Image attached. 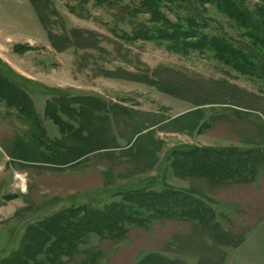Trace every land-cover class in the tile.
<instances>
[{"label": "trees", "instance_id": "16d2710c", "mask_svg": "<svg viewBox=\"0 0 264 264\" xmlns=\"http://www.w3.org/2000/svg\"><path fill=\"white\" fill-rule=\"evenodd\" d=\"M44 1L50 3L49 0H29L43 27L47 30L51 46L58 51L66 49L70 45L74 47V38L71 42L64 33L54 34L47 27L45 14L43 15L39 5L45 3ZM103 1L107 8L113 12L112 15L118 24L128 22L131 33L124 37L128 42H154L159 46L163 45L172 53L182 55H189V52L194 51H198L200 54L210 53L216 60L237 73L246 75L253 81H264V0H257L262 3L261 6L259 4L246 6L245 0H143L135 7L123 4L122 0ZM49 5L51 6V3ZM206 6L215 7L226 18L233 21L236 25V28L233 29L237 32L238 37H231L212 26L211 22L216 23V20L206 17L209 15L205 9ZM173 7L178 10H185L187 7L200 11H193L194 13L191 12L187 16L174 14L176 22H173L165 12H174ZM69 9L72 13L75 12V9ZM55 13L54 10L52 14L56 16ZM141 16L149 17L145 21L138 22V18ZM71 33L74 34V32ZM0 67L5 68V65L0 62ZM176 75L178 74L176 73ZM159 90L185 99L182 98L183 96H178L179 94L163 90V88ZM50 99L51 101L47 102L45 115L61 128L63 133L61 140H51L46 137L42 124L32 109L33 104L29 96L23 88L11 82L8 75L0 72V104L5 103L8 109H16L20 118L25 115L27 119L33 120L32 127L36 128L38 132L37 135L35 133L33 135L34 129L30 130L32 137L29 144L16 143L17 149L21 151L18 156L35 158L34 160L37 161L40 159L39 162L44 166L39 171L47 172L51 168L54 169L51 170L52 173L50 172L53 177L52 184L58 180L61 184L62 182L66 184L69 182L67 179L72 178L74 181L75 177V183H78L80 179L84 181V177L80 178L78 173L73 174L72 171H81L82 175L85 173L88 182H94L95 179V183H100L112 180L113 172L120 174L123 171V166L126 167V171L139 168L146 170L153 167L157 158L156 154L163 149L164 144L153 138L156 135L155 130L144 133L150 127L158 126L161 123V121H157L156 117H145L144 114L128 110L122 105H114L112 110L107 109L103 107L104 104L88 97L73 98L58 95ZM188 100L193 102L191 98ZM74 104L78 106L77 109L72 107ZM97 112L98 115H96ZM121 112L125 113V119L118 118L119 115H122ZM8 114L10 113L8 112ZM141 114L144 115L143 118L148 119L147 122L141 121ZM64 115L70 121L78 123L77 130L64 122L62 118ZM111 115L115 122H123V127H127L126 136L119 131L121 137L127 142H130L133 134L139 135L129 151H120L121 154H127V158L131 161L124 165L114 157L111 151L105 155L99 152L102 149H119L117 145L112 147L110 141L102 148L101 144L104 143H98L95 150L86 152V154L80 155L75 149L81 143H91L93 139L89 128H87L88 137L86 139L79 135L83 132L80 120L84 122V125L92 120L105 122L107 129L110 130ZM246 116L253 117L251 114ZM202 118L200 112L191 113L169 122L164 129L190 132L196 129ZM229 120L230 125L222 127V130L243 132L242 129L235 128V125H238L235 117L232 116ZM251 125L253 124L251 123ZM247 132H250L249 129ZM254 132L259 134L258 129H255ZM245 134L250 137L249 133ZM2 147L9 157L16 158L17 155L13 152L11 142L8 146L3 145ZM141 151L145 152L142 154ZM71 152L73 153L70 154ZM84 155H86L85 159ZM80 157H82V161L76 163ZM168 159H173L170 163L172 175L189 181L191 188L177 190L161 184L156 187V179H147L144 187L138 185V188L134 190L126 191L123 194L118 193L124 195L123 198L126 201L110 202L100 208L87 204L81 207L62 209L34 225H28L19 248L7 256H1L0 253V264H61L62 258L67 259L63 264H102L113 250V254L108 258L106 264H112L120 254L128 255L123 258L122 264H132L135 261V255L139 251L145 250L141 246L136 248L139 240L142 239L144 243L152 242V238L145 236L148 231L153 236H157L158 232L156 231H162L172 226L178 234L184 236L185 231L181 227L186 224L194 230L202 231L201 234L191 235L190 244L197 247L201 244L207 252L217 253L218 255L212 260L213 264H223L226 255L223 248L241 245L246 232L264 217V208H250L245 211L243 203L240 200L231 199L229 192L222 188L231 189L239 188L241 185H251L254 192L262 193L264 150L236 148L214 150L182 146L180 149L170 150ZM84 163L88 165L86 168L83 166ZM66 165L69 167L67 169L71 171L70 175L58 174L65 172L63 168ZM97 165L104 166L107 171L99 172L96 168ZM41 175L42 173H40V177H42ZM45 179V176L39 179L33 188V193L38 187H41V183ZM48 187L51 188V186ZM33 193H30L33 199L30 207L17 213L16 217L20 222L27 223L31 218V213L32 216L41 214L46 211L45 207L49 205L37 203L36 200L39 198L32 197ZM219 202L235 203L238 206L232 217L221 216V221L217 219L214 205ZM144 211L147 212L146 215L143 214ZM246 212L252 213V216L243 217L242 215ZM234 230H240L241 234L233 240L231 237ZM91 234L101 237L99 246L80 252L78 246L84 243ZM207 242L211 245L209 246ZM124 243H128V245L121 246ZM155 250L157 252L144 257L140 264H185L180 260L168 259L160 253L161 250ZM41 255L44 257L38 259ZM202 263L200 259L197 264Z\"/></svg>", "mask_w": 264, "mask_h": 264}, {"label": "rangeland", "instance_id": "374dc122", "mask_svg": "<svg viewBox=\"0 0 264 264\" xmlns=\"http://www.w3.org/2000/svg\"><path fill=\"white\" fill-rule=\"evenodd\" d=\"M141 1L143 0H122L123 4L132 7L139 5ZM49 2L51 6L48 2L47 4H39L43 15L45 14L47 27L54 34L64 33L71 42L74 38V47L70 45L66 49L58 51L51 46L47 30L43 27L29 0H0V62L5 65V68L0 67V72L8 75L10 81L17 86L33 93L34 98L40 99L38 101L41 105L46 98L51 96L88 97L104 104L103 107L107 109L112 110L114 105H123L131 111L141 112L143 110L171 118L193 109L195 105L185 101V99L191 98L192 103H201L197 105L204 107L206 118L212 114L224 113V111L230 114V108L234 110L246 109L248 112H264V81H253L250 77L237 73L216 60L212 54H200L198 51H194L189 52V55H182L172 53L163 45L159 46L154 42H128L124 37L129 36L131 27L127 21L118 24L112 15L113 12L107 8L103 0H49ZM245 4L246 6H253L254 4L261 6L262 3L257 0H245ZM69 8L75 9V12L72 13ZM205 9L209 14L206 17L216 20V23L211 22L212 26L231 37H238L237 32L233 29L236 28L233 21L226 18L215 7L206 6ZM54 10L56 16L52 14ZM173 10L172 13L165 11L173 22H176L173 17L174 14L187 16L193 11H200L187 7L185 10H178L173 7ZM148 17L141 16L138 18V22L145 21ZM27 41L30 43H26ZM21 69L29 70L34 74L33 79L38 81L17 75L16 71L20 72ZM40 80L44 81L45 84ZM49 83L51 85L53 83L63 85L68 83L71 86L64 85L65 87L58 89L48 85ZM161 88L179 94L178 96L181 95L185 99L178 100L164 95L163 91L159 90ZM39 110H43V106L39 107ZM235 111L231 112L234 113ZM236 112L243 115L247 114L240 111ZM16 114L14 108L8 109L5 103L0 104V128L3 123L7 125L11 123L12 128H17L19 122L16 120ZM124 114L122 113L118 118L125 119ZM245 117L243 119L236 118L238 125H235V128H240L244 134L249 133L251 137H256L257 133L254 131L260 129L257 119ZM147 120V118L141 119L144 123ZM130 121L132 120L130 119ZM223 125L229 126L230 122ZM86 127L90 129L93 139L91 143H81L75 147L80 155L95 150L98 143H104L101 144L103 147L109 143L105 122L92 120L86 124ZM253 127L255 128L253 129ZM116 128L121 131L122 135H127V127H123V122H116ZM248 129L250 132H247ZM243 132L231 131L228 135H237L238 139H242L244 138ZM8 138L9 142L12 143L14 154L17 156L21 154V151L16 147L14 138ZM153 138L155 141L162 142L165 148L160 158L153 165L154 171L141 170L140 168L123 170L120 174L114 171L110 181L105 180L100 183H95V179L94 182L89 181L87 183L88 197L94 196L93 201H95L91 206L100 208L110 202L126 201L123 198L124 195L120 194L125 193L126 190L134 189V187L138 188V185L144 187L146 185L145 178L152 174L156 179V187L161 184L180 190L185 187L191 188L189 181L172 175L170 163L173 159H168V152L173 148L180 149L185 144H188L187 146L192 144V147L196 148L207 146L210 144V140L198 134L190 137L158 134V132ZM216 141L221 146L225 142L218 139ZM126 143V141L121 140L119 144L124 147ZM157 163L159 164L158 167H156ZM40 173H42V177H40ZM19 174L23 175V182L15 181ZM48 174H50L48 171L42 172L34 169L27 172L18 170L13 165L5 168V161L0 152V190L2 189V192L7 190L8 193L19 198L18 205L27 204V198L30 201L33 200L30 193L33 192L34 186L43 176L46 179L41 183L39 191L36 189L32 195L35 199L39 198L36 200L37 203L45 205H51L53 202L77 203L80 196H82L81 202H83V193L79 195L63 192V188H61L65 185L78 187L80 180L75 183L76 177L74 181L69 178L67 179L69 182L66 184L56 181L54 183L60 184L61 187H53V177H48ZM82 183L83 179H81V185ZM21 184L24 185L25 189L23 193L18 189ZM222 190H227L231 199L240 200L245 211L250 208H264V185L262 193L259 194L253 191L251 185H241L239 188L231 189L223 187ZM17 203H11L6 210L0 206V218L5 217L7 210H13ZM0 205H2V200H0ZM214 208L217 219L221 221V216L232 217L237 206L236 204L219 202L214 205ZM143 214L146 215L147 212L144 211ZM242 216L248 218L252 216V213L246 212ZM9 221L7 222L9 223ZM10 225L7 223L0 224V231H8L9 239L18 230L14 229L15 226ZM256 225L247 231L248 234L244 236L245 241L240 246L236 248L226 247L227 257L224 264H264V220ZM181 229L185 231L184 236L169 226L162 231H156L158 232V234L156 233L157 236L164 237L163 240L152 239V242L144 243L140 239L136 248L141 246L145 250H142L138 260L141 261L147 255L157 252L155 249H158L168 259L180 260L185 264H197L200 259L202 264H213L212 260L218 255L217 253L207 252L201 244L198 247L190 244L191 235L201 234L202 231L194 230L187 224ZM240 234V230H234L231 238L234 240ZM212 235L214 234L212 233ZM4 237H7L6 234ZM92 238L94 239H90L86 246L82 245V249L97 243V237L92 236ZM173 238L175 239L173 240ZM207 244L211 245L209 242ZM3 245V241L0 240V248ZM127 245L128 243H124L121 246ZM226 248L223 250L225 251ZM146 251L150 252L145 253ZM126 256L128 255L120 254L112 264H122V260ZM106 259L103 260V264L107 263Z\"/></svg>", "mask_w": 264, "mask_h": 264}, {"label": "crops", "instance_id": "0c3cea01", "mask_svg": "<svg viewBox=\"0 0 264 264\" xmlns=\"http://www.w3.org/2000/svg\"><path fill=\"white\" fill-rule=\"evenodd\" d=\"M39 18V17H38ZM26 43H30V42H26ZM35 47V46H34ZM47 48H49V46H47ZM20 69V68H19ZM16 74L17 75H20L22 77H28V79L30 78L32 81H38L37 79H33L34 78V74L29 72V70H25V69H21L20 72L16 71ZM69 80H72L71 78H69ZM42 83H44V81L40 80ZM53 81H55L53 79ZM45 84V83H44ZM48 85H50L51 87L55 88L57 87L58 89H61L65 86H71V84H60V83H53L52 85L49 83ZM25 91V90H24ZM25 93L29 96V98L31 99L32 101V109L35 111L37 117H38V121L41 122L42 124V127L46 133V137H48L49 139L51 140H61L63 139V133L61 131V128L50 118V117H47L45 115V109H46V106H47V102L51 101V97H56V96H51L50 98H46L44 100L43 105L40 104V99L38 98H34V94L31 93L30 91H25ZM164 95H167V96H171V97H174L178 100H182L181 98L179 97H176L175 95H171V94H168V93H164ZM39 100V101H38ZM187 103H191L193 105H195V107L191 110H188V111H185L184 113L182 114H179L177 116H174V117H171V118H168L167 116H164V115H161V114H152L151 112H147V111H143L141 110L138 111L139 113H142L145 115V117L147 116L148 118L149 117H156L157 118V121H161V123L158 125V126H155V127H150L147 131H145L144 133L148 132V131H151V130H155L156 131V134L158 132V134H170V135H180V136H193V135H202L206 138H208L210 140V144L207 145V146H202V147H199V148H207V149H214V150H223V149H231V148H236V149H240V150H251V149H261V150H264V112L263 113H259V112H248V110L246 109H235L236 111H240V112H244V113H249L251 115H253V117H255L258 121V124H259V135H256V137H248L247 135L244 134V138L242 139H238L237 138V135H228V133L231 131L225 129V130H222V127H224L223 124H227L228 122H230L229 118H231L232 116L235 117V118H241L243 119V117H245L246 115H243V114H240L239 112H236L233 108H230L231 111H235L234 113L230 111V114L229 112H225L224 113H220V114H212L210 117L206 118L205 116V111L203 110L204 107H201L202 105H197V104H194L188 100H185ZM43 106V110H39V107H42ZM123 106V105H122ZM7 107V106H6ZM72 107H74L75 109L78 108L77 105H72ZM125 107V106H124ZM222 108H226V107H222ZM16 110V109H15ZM227 111V110H226ZM18 111L16 110V113ZM41 112V113H40ZM137 112V111H136ZM197 112H200L201 115L203 116V118L201 119V121H199V124L198 126L196 127L195 130L193 131H190V132H178V131H169V129L165 130L164 127L166 128L167 127V124L171 121H174V120H177L183 116H186L188 114H191V113H197ZM99 113L97 112L96 115H98ZM142 114L140 115V119H142L144 117V115L142 116ZM200 115V114H199ZM256 115V116H254ZM16 120L19 122L20 124V127H19V124L17 126V128H12V124L10 123V121H7L8 123H10L9 125H7L6 123H3L2 127L0 128V152L2 153L3 155V160L5 161V168L6 167H9L11 165H13L16 169L18 170H23V171H29V170H39L40 168H42L43 163L39 162V160H34L32 159L31 157H24V156H16L15 159L9 157L6 153V151L3 149V145H7L10 143L9 142V138L8 137H12L14 138L15 142L18 143V142H22V143H25V144H29V140L31 139L32 137V134L34 135H37L38 132H37V129L33 128L32 125H33V120H29L24 116H22L21 118L18 117V113L16 114ZM63 120L65 123H67L68 125H71L73 127L74 130H77L78 129V123L76 121H70L66 115L62 116ZM115 119L113 118V116L111 115L110 116V124H111V129L108 130L107 129V132H108V140L110 141V144L112 145V147L114 146H119V149L118 148H114V149H110V150H106V149H102L101 153H103L104 155L107 153V152H112L114 154V157L122 163V165L126 164V163H129L131 161H129L130 159H128L127 157V154H121L120 151L124 150V151H129V149L134 145V143L136 142L137 138L139 137V135H132L133 137H131V140L130 142H127L125 139H123V137H121V133H119V129L116 128V122L114 121ZM96 121V120H95ZM98 121V120H97ZM99 122V121H98ZM80 123L82 124V127H83V132L81 134H79L82 138L86 139L88 137V131H87V127L86 125H84V122H82V120H80ZM227 127V126H225ZM31 129H34L35 132H33L31 134ZM116 129V130H115ZM222 132V133H221ZM125 136V135H124ZM216 139L218 140H222V141H225L223 142L224 144L221 146L220 143H217ZM123 140V141H126V146L124 147H121L120 146V141ZM188 144H185L183 146H187ZM190 146V145H189ZM191 146H193L191 144ZM103 146L101 145V148ZM164 145H163V149L162 151L164 150ZM161 152L157 153L156 156L157 158L155 160H158L161 156ZM86 154V153H85ZM86 158V155H84V159ZM82 161V157L79 158V161L76 162V163H80ZM75 163V164H76ZM85 166L84 168H86L88 165L87 163H84ZM159 164L157 163V166L158 167ZM55 168H59L57 166H54ZM65 168L64 169V173H58L60 175H68L69 173H71L70 169H67L69 167L64 166ZM97 170L99 172H105L107 171V169L104 167V166H100V165H97L96 166ZM126 167H122V170H125ZM153 167L149 168V171L151 170V172H153L154 170L152 169ZM104 169V170H103ZM114 170V168H112ZM51 170H54V169H50L48 170V172L52 173ZM59 170V169H58ZM81 170V169H80ZM153 170V171H152ZM85 171V170H84ZM110 171V170H109ZM73 174L75 173H78V176L81 178V177H84V181L81 185V179H80V184L78 187H69L68 185H65L63 186V192H72V193H75V194H79L81 195L82 193L84 194L83 195V202H81V197L80 196L79 198V201H77V203L73 202V203H54L53 204L51 203V205H47L45 208H46V211H44L43 213H39V214H34V216H32L33 214L31 213L30 215V219L27 223H23V222H20V221H17V213L19 211H21L22 209H26V208H29L30 205H31V201L27 198L26 199V202L27 204H25L24 206L22 205H18L17 201H20L19 198L15 197L14 194H10L8 193L7 190H5V192H2V189L0 190V200H2V205L1 208L6 210L8 207H10V204L11 203H17L16 204V207H13V210H7V213L5 214V217L3 218H0V224H11L13 226H15L14 229H18L15 234L13 235V237H11L9 239V233L8 231H0V240L3 241L4 245L0 248V253H1V256H7L9 254H11L12 252L16 251L18 248H19V244H20V241L21 239L23 238L24 236V233H25V229L28 227V225H34L40 221H42L43 219H45L46 217H49L50 215H53L54 213H57L59 212L60 210L62 209H68V208H71V207H81V206H84V205H87V204H93L95 201H93V197H88V193L89 191L87 190V183L88 181L86 180V174L83 173L82 175V172L81 171H72ZM48 174L47 176L48 177H51L52 174ZM122 173V172H121ZM57 174V172H56ZM70 175V174H69ZM58 178V177H57ZM147 179H155V176L154 174H152L151 176L145 178V180ZM144 180V182H145ZM59 181V180H58ZM56 184V183H55ZM54 187H59L60 185H54ZM82 187H84L82 189ZM135 189V187H134ZM134 189H131V190H134ZM174 189H177V190H180L178 188H174ZM189 188L188 187H185V188H182L181 190H188ZM99 190V189H98ZM36 191V190H35ZM34 191V192H35ZM38 191H39V187H38ZM126 191H129V190H126ZM3 193V194H2ZM33 193V192H32ZM111 193V192H110ZM75 198V197H73ZM89 199V200H88ZM85 201V202H84ZM229 204H235V203H229ZM237 206V205H236ZM238 207V206H237ZM12 208V207H11ZM9 211V212H8ZM16 218V219H15ZM10 220V221H9ZM13 220L17 221V222H13ZM264 220V217L257 223H261L262 221ZM9 221V223L7 222ZM10 225V226H11ZM257 226V225H255ZM6 234V238L4 237ZM248 234V232L246 233V235ZM92 236H96L97 237V243L94 244V245H91L89 247H84L82 249V245L86 246V244L88 243V241L90 239H94L92 238ZM146 238H152L153 240H163L164 237H161V236H153L151 234L150 231L147 232V234L145 235ZM244 241H245V237H244ZM243 241V242H244ZM101 242V237L96 235V234H91L89 235L85 242L80 244L78 246V250L80 252H84V251H87L89 249H92V248H95L97 246H99ZM242 244V243H241ZM124 245V244H123ZM240 246V245H239ZM226 248V247H224ZM236 248V247H234ZM114 251V250H113ZM113 251L110 252L107 257L110 258L113 254ZM142 251H139L136 255H135V261L132 263V264H140V261L138 260V256L140 255ZM147 252H150V251H146L145 253ZM225 259L227 257V248L225 250ZM44 257V255L42 256H39L38 259H42ZM106 257V258H107ZM105 258V259H106ZM108 258L106 259V261L108 260ZM225 259H224V262L223 264L225 263ZM67 259L66 258H62L61 259V264H63V262H66ZM104 263V262H103ZM102 263V264H103Z\"/></svg>", "mask_w": 264, "mask_h": 264}, {"label": "built area", "instance_id": "2783aa9c", "mask_svg": "<svg viewBox=\"0 0 264 264\" xmlns=\"http://www.w3.org/2000/svg\"><path fill=\"white\" fill-rule=\"evenodd\" d=\"M15 181L23 182V181H24V177H23V175H20V174H19V176L17 175ZM21 186H22V187H21ZM21 186H19L18 189H20V191L23 193V192H25L24 185L21 184Z\"/></svg>", "mask_w": 264, "mask_h": 264}]
</instances>
